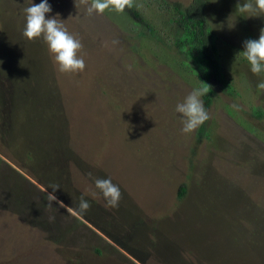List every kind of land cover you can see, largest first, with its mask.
Returning <instances> with one entry per match:
<instances>
[{
    "label": "rangeland",
    "instance_id": "rangeland-1",
    "mask_svg": "<svg viewBox=\"0 0 264 264\" xmlns=\"http://www.w3.org/2000/svg\"><path fill=\"white\" fill-rule=\"evenodd\" d=\"M206 1L214 30L238 48L222 62L237 91L201 97L200 135L202 125L184 133L176 111L198 81L161 59L175 40L164 0H134L157 36L139 35L125 11L48 0L46 16L83 45L74 73L42 37L22 35L24 9L42 0H0V264H264V76L242 53L264 15L239 13L245 0ZM97 178L119 186L118 207H105ZM52 184L58 201L79 212L83 195L90 208L49 207Z\"/></svg>",
    "mask_w": 264,
    "mask_h": 264
},
{
    "label": "clouds",
    "instance_id": "clouds-1",
    "mask_svg": "<svg viewBox=\"0 0 264 264\" xmlns=\"http://www.w3.org/2000/svg\"><path fill=\"white\" fill-rule=\"evenodd\" d=\"M81 3L87 5L89 15L104 14L108 9L122 13L134 6V0H91L90 4L88 0H81ZM237 10L241 14H246L247 17L262 16L264 15V0H245L244 3L238 5ZM24 12L26 24L22 35L30 41L42 37L61 72H83L86 67L85 61L78 55L83 45L79 39L68 32L61 21L56 19L58 15L51 18L46 16L52 12V6L48 0H42L38 4L32 3L24 9ZM243 43L242 53L250 65L251 72L257 76H264V28L260 29L258 39H247ZM256 87L258 90L264 91V78ZM208 93V87L193 90L183 103L177 104L176 111L183 115L182 131L184 133L193 132L210 119L201 100V97ZM95 186L101 191L106 201L105 207L116 208L119 206L122 193L111 178H97ZM49 188L53 190L51 193L47 192L49 207L53 202H57L60 207H67V212L71 215L85 213L90 208V203L83 195H80L77 205L79 212H76L72 207L66 206L63 201L57 200L54 193L60 188L59 185L52 184Z\"/></svg>",
    "mask_w": 264,
    "mask_h": 264
},
{
    "label": "trees",
    "instance_id": "trees-1",
    "mask_svg": "<svg viewBox=\"0 0 264 264\" xmlns=\"http://www.w3.org/2000/svg\"><path fill=\"white\" fill-rule=\"evenodd\" d=\"M164 3L167 8L170 6L172 12L166 24L171 27L175 40L167 47H161L164 56H160L161 59H168L167 63H171L175 68H181L182 72L190 73L194 81H198L197 84L193 83L199 89L208 87L209 93L203 96L207 104L214 100L219 90L235 94L237 91L235 84L231 78L225 75L222 62L226 49L229 51L235 49L236 51L238 48L222 39L214 30L206 14L207 1L194 0L187 7H182L180 3L173 5L167 0H164ZM127 10H130L131 13ZM125 12L129 16V21L132 20L135 24L142 26V29H139V35L143 36L145 33L158 35L156 27L140 15L135 2L134 6L126 9ZM133 17L139 18V20L136 21ZM159 36L161 37L160 34ZM263 114L264 112L261 110L255 111L256 116ZM205 129V125H202L199 131L200 135L207 134ZM186 192L187 186L183 184L180 187V196H184Z\"/></svg>",
    "mask_w": 264,
    "mask_h": 264
}]
</instances>
